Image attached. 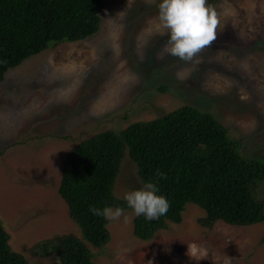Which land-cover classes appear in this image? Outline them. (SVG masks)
Wrapping results in <instances>:
<instances>
[{
  "label": "rangeland",
  "instance_id": "obj_1",
  "mask_svg": "<svg viewBox=\"0 0 264 264\" xmlns=\"http://www.w3.org/2000/svg\"><path fill=\"white\" fill-rule=\"evenodd\" d=\"M157 3L104 0L94 35L49 43L0 83V221L27 264H61L33 246L55 234H81L57 189L67 151L95 132L189 104L239 139L244 156L264 157V0H208L220 30L198 64L155 58L167 40L155 33ZM141 186L125 156L114 194L123 199ZM258 196L264 200V180ZM124 210L126 221L107 220L108 242L91 247L100 264H264V221L202 227L196 219L203 210L187 203L180 223L142 240L132 234L135 215Z\"/></svg>",
  "mask_w": 264,
  "mask_h": 264
},
{
  "label": "trees",
  "instance_id": "obj_2",
  "mask_svg": "<svg viewBox=\"0 0 264 264\" xmlns=\"http://www.w3.org/2000/svg\"><path fill=\"white\" fill-rule=\"evenodd\" d=\"M104 0H0V83L6 72L48 48L49 43L76 42L100 26ZM160 87V90H163ZM241 141L207 110L183 104L149 120H135L116 131L105 129L75 143L62 163L58 195L80 235L55 234L37 242L41 256L55 255L61 264H100L91 250L109 239L107 220L90 207L127 209L114 194L121 163L128 156L140 182H153L169 201L167 214L156 220L132 219V234L148 240L169 223L181 222L187 203L203 210L196 222L210 228L220 220L247 226L264 221V157H246ZM157 171L166 178L157 177ZM264 243V236L262 237ZM0 264H27L9 245L0 221Z\"/></svg>",
  "mask_w": 264,
  "mask_h": 264
},
{
  "label": "clouds",
  "instance_id": "obj_3",
  "mask_svg": "<svg viewBox=\"0 0 264 264\" xmlns=\"http://www.w3.org/2000/svg\"><path fill=\"white\" fill-rule=\"evenodd\" d=\"M147 4L156 0H145ZM155 18V33L167 36L161 50L156 53L157 60H164L166 56L178 58L185 63H196L199 54L211 47L217 39L220 30V19L215 7L208 0H159ZM143 61V54H141ZM178 78L186 79L183 73ZM157 177L166 178L165 174L157 171ZM158 188L153 182H145L139 189L124 193L123 199L127 208L135 216L143 215L147 220H156L167 214L170 204L167 198L158 195ZM94 216L103 217L108 221H117L122 217L127 220L125 210L121 207L104 206L90 207ZM151 264V261L148 262ZM227 264L231 260L227 258Z\"/></svg>",
  "mask_w": 264,
  "mask_h": 264
}]
</instances>
